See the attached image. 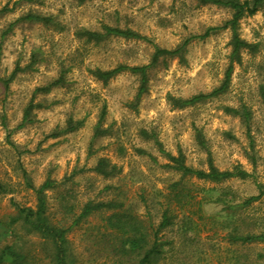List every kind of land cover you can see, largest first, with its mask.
<instances>
[{"label":"clouds","instance_id":"1","mask_svg":"<svg viewBox=\"0 0 264 264\" xmlns=\"http://www.w3.org/2000/svg\"><path fill=\"white\" fill-rule=\"evenodd\" d=\"M0 264H264V0H0Z\"/></svg>","mask_w":264,"mask_h":264}]
</instances>
